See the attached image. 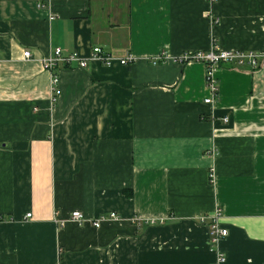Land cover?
I'll return each mask as SVG.
<instances>
[{
  "label": "crops",
  "instance_id": "1",
  "mask_svg": "<svg viewBox=\"0 0 264 264\" xmlns=\"http://www.w3.org/2000/svg\"><path fill=\"white\" fill-rule=\"evenodd\" d=\"M212 49L264 57V0H0V264H264V59L211 106Z\"/></svg>",
  "mask_w": 264,
  "mask_h": 264
},
{
  "label": "built area",
  "instance_id": "2",
  "mask_svg": "<svg viewBox=\"0 0 264 264\" xmlns=\"http://www.w3.org/2000/svg\"><path fill=\"white\" fill-rule=\"evenodd\" d=\"M214 2L215 0H209ZM32 53L27 51L24 53L23 57L25 59H30ZM263 60L264 57L261 58L259 54L255 53H246L243 51H227V50H219L212 49L207 53H190L181 57V62L193 63L200 62L207 65V85L210 91V97L205 100L207 105L214 106L219 99V83L215 78V72L222 67L224 64L232 65L233 67H244L245 65H250L251 68L256 71L261 68L260 60ZM133 57L128 56L124 59L120 60L121 65L130 66L133 63ZM88 61H98L103 65H111L113 63V58L111 55L107 54L102 48L96 47L92 50V53L89 59L81 60L78 55L71 54L67 55L63 51V49H57L55 54L51 57L44 58L42 60L43 66L47 71L55 73L56 69L60 64L62 65H70L71 63H79L81 68H86L88 66ZM59 79L57 74L53 75V85H58ZM56 91V88H55ZM225 123H229V118L225 117L223 120ZM222 212L219 209L216 215L213 217L212 225H211V245L219 246L222 239L227 238L229 236V231L227 229L222 228L220 221L222 220ZM32 214H28L27 218H31ZM110 219H118L115 213L110 215ZM106 218H100L95 221H89L86 219L82 213L74 212L72 214L71 220L78 224H86L92 223L94 227L99 228L103 223V220H110ZM206 219H203L204 222ZM138 224H140V220H138ZM225 262V258L221 255L218 256L217 262L215 264H223Z\"/></svg>",
  "mask_w": 264,
  "mask_h": 264
},
{
  "label": "rangeland",
  "instance_id": "3",
  "mask_svg": "<svg viewBox=\"0 0 264 264\" xmlns=\"http://www.w3.org/2000/svg\"><path fill=\"white\" fill-rule=\"evenodd\" d=\"M138 220H139V219H137V220L135 219V222H136L137 224H138Z\"/></svg>",
  "mask_w": 264,
  "mask_h": 264
},
{
  "label": "trees",
  "instance_id": "4",
  "mask_svg": "<svg viewBox=\"0 0 264 264\" xmlns=\"http://www.w3.org/2000/svg\"><path fill=\"white\" fill-rule=\"evenodd\" d=\"M66 67H69V65H65Z\"/></svg>",
  "mask_w": 264,
  "mask_h": 264
}]
</instances>
